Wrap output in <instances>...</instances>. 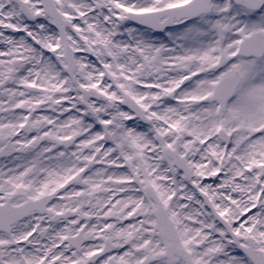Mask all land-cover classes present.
Segmentation results:
<instances>
[{"label":"snow or ice","instance_id":"1","mask_svg":"<svg viewBox=\"0 0 264 264\" xmlns=\"http://www.w3.org/2000/svg\"><path fill=\"white\" fill-rule=\"evenodd\" d=\"M0 264H264V0H0Z\"/></svg>","mask_w":264,"mask_h":264}]
</instances>
